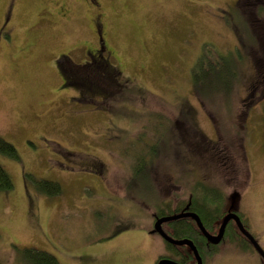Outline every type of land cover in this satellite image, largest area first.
<instances>
[{"label": "rangeland", "instance_id": "obj_1", "mask_svg": "<svg viewBox=\"0 0 264 264\" xmlns=\"http://www.w3.org/2000/svg\"><path fill=\"white\" fill-rule=\"evenodd\" d=\"M263 5L0 0V138L17 152V158L0 153L12 181L0 192V264H30L25 247L46 251L59 264H154L165 252L147 232L155 214L193 206L189 194L197 184L225 197V210L231 203L264 251ZM100 40V57L143 94L127 93L113 80L102 84L106 97L62 85L61 72L75 66L74 74H82ZM204 43L234 53L237 78L224 94L214 81L220 68L209 70V91L200 89L202 72L193 74ZM254 61L261 95L254 94L260 81ZM89 82L100 85L95 75ZM194 83L196 96L226 126L243 124L247 164L244 155L234 158L211 141L213 125ZM180 106L195 108L193 122L174 121ZM186 138L191 142L177 152ZM40 181L57 183L59 193ZM193 210L199 216L198 204ZM224 238L206 264H264L235 234Z\"/></svg>", "mask_w": 264, "mask_h": 264}, {"label": "trees", "instance_id": "obj_2", "mask_svg": "<svg viewBox=\"0 0 264 264\" xmlns=\"http://www.w3.org/2000/svg\"><path fill=\"white\" fill-rule=\"evenodd\" d=\"M259 1V0H257ZM261 2L264 3V0H260ZM264 8V5H263ZM242 39V38H241ZM239 43L241 42L240 39H238ZM101 40L99 41V47L96 49V51L94 52L95 55L91 54L90 52V57H88V60L85 61L83 63V65L85 66L82 74H78L79 76L75 75L74 73L79 72L76 71V69L74 70L75 66L72 67L71 69H68L66 71H60L61 75H62V85H65L67 87H73L75 89H77L79 92L82 89H86V87L91 90V91H95L97 95L104 96L105 95L109 96L111 95L110 92L108 91V88L106 87L105 90L103 91V82L105 83H109L110 80H113L114 84H118V85H122L124 87L125 92L129 93V92H134L135 93H139V94H143V92L138 88L140 86H136L134 85L129 79H123L122 78V72L120 70H116V72L114 73V68L113 65L111 64H107V62L105 61L104 57H100L101 55V46H100ZM238 43V44H239ZM243 45V44H241ZM103 46V45H102ZM212 45L209 46L208 43H204L202 46V49L199 53V55L197 56V59L195 61V67L193 68V74L195 73V75L197 73L202 72V75L200 76V89L201 90H208V85L206 83H204V81H209L207 79L208 75H209V70L214 71L216 70V68H220V71L217 75V78L214 80L218 85L222 84V86H225V90L222 92V94H224V92H227L231 86V83H234L236 78H237V69H236V59L233 58V54L232 52H227V53H221L218 52L216 48L211 47ZM240 46V45H239ZM238 47V46H237ZM213 50L215 52H213ZM236 51L237 48H236ZM93 53V52H92ZM255 65V69H256V73L255 75H257L259 77L258 81L259 83L255 84L257 89H259V91L262 92V82L260 79V72L257 71L258 70V61H254L253 62ZM107 64V65H106ZM257 66V67H256ZM94 71V75L96 77L99 78V83L100 85L97 86L96 83L93 84H89L91 82H89V79H91L94 75L89 76V72H93ZM203 72H205V77L203 76ZM117 73V74H116ZM222 76V77H221ZM229 81V82H228ZM110 84V83H109ZM206 84V85H204ZM195 85V83H194ZM192 87V85H191ZM193 93L196 96L198 94V84L196 83L194 89L192 87ZM98 91V92H97ZM261 92H254L255 95L260 94ZM103 94V95H102ZM138 94V95H139ZM263 96V93H262ZM197 98V101L200 105V107L202 108V110L204 111V113H206L205 115L208 116L211 124L213 125V130L215 133V137L212 138V142L214 145H216V147H218V144H223L224 147H227L226 149L231 153V152H235L236 154H234V158H239L240 159V155L246 160V156H245V152H244V141H243V132L240 133V131L238 130V127L243 126V124H241L239 122V124H237L234 120V124L228 125L226 126V124L224 123V120L217 118V114L215 113L214 109L212 107L208 108L206 107L200 98ZM264 98V97H262ZM81 99V97H80ZM216 110V109H215ZM186 111L190 112L191 115L193 116H188V114L186 113ZM195 108L192 107L190 108V106H180L179 111H178V117H177V113H176V118H175V122L182 120V121H186L187 123L192 121L193 122V118L195 115ZM236 112L234 111L233 113V118L234 116H236L235 114ZM263 115H264V99H263ZM245 116L243 115L242 120ZM172 123V121H168L167 123V127L168 130L170 129V124ZM232 127H236L237 130L234 131V135L233 138H231V136H229L228 132H230V130L232 129ZM229 130H228V129ZM172 133V132H171ZM193 133V132H192ZM234 140V141H233ZM178 145L176 146V151L180 152V149H183V146H185V144L187 142H191V139L189 140V138H186L185 140H178ZM220 141V143H219ZM186 142V143H185ZM185 143V144H184ZM189 145V143H188ZM238 146V147H237ZM224 147H219L220 151L222 154L226 153V151L223 149ZM189 148V147H188ZM239 148V149H238ZM240 148L242 150L243 153H240ZM263 149H264V139H263ZM237 150V152H236ZM0 153L2 154H6L9 155L13 158H17V152L14 148V146L5 141L4 139L0 138ZM246 164H247V160H246ZM137 167H139V164L136 165ZM135 166V167H136ZM92 169V168H91ZM247 169V167H246ZM94 172H97L95 170H92ZM98 173V172H97ZM200 182V181H199ZM39 185L41 188H44L45 185L48 186H52V188L49 190L52 193L56 194L59 193L60 191V187L57 183L54 182H46V181H40ZM200 187H202V185L197 184L196 186H194L193 190H191V193L189 194V199L192 201L193 200V206L188 207L187 210H193V208L198 204V208L200 210V213L197 212L199 214V218L202 222V225L204 226V228L208 231V232H214L215 231V226L218 225L220 218L223 216V214L225 213V204H226V200L225 197L223 198V196L218 192H214L215 190H211V189H207L206 187H204V189H200ZM202 187V188H203ZM12 188V181L11 178L9 176V174L7 173V171L4 169V167L0 164V192L2 191H8ZM206 189V190H205ZM42 191V190H41ZM211 191V192H209ZM210 200V203H208V199ZM185 204V203H184ZM184 205H182L181 207H178L176 210H174V212H178L180 210H184ZM157 217L163 216V213H159V214H155ZM239 215V214H238ZM240 216V215H239ZM166 223H171L173 225H170L173 227V238H182V237H186L189 238L190 240H192L193 242H196V244L198 243V238L203 237L200 233V231L198 230V228L196 227L195 223L193 222V220L191 218H185V217H181V218H177L171 221H168ZM178 224V225H177ZM181 224V225H179ZM233 222L229 221L225 227V232H224V236H229L232 233L235 234L239 239L242 240V242H244L245 244H248V241L246 240V238H244L240 233H237L238 231L235 229V231L232 229L233 227ZM240 236V237H239ZM242 246V245H241ZM169 248L172 247V245H168ZM189 254V253H188ZM208 256L213 254V252L211 251L210 253H207ZM207 254L202 255L203 257H205ZM23 256L26 260H28V262L30 264H59L57 259L50 253L43 251V250H38L35 248H31V247H25L23 249ZM182 262H185V259L183 257Z\"/></svg>", "mask_w": 264, "mask_h": 264}, {"label": "water", "instance_id": "obj_3", "mask_svg": "<svg viewBox=\"0 0 264 264\" xmlns=\"http://www.w3.org/2000/svg\"><path fill=\"white\" fill-rule=\"evenodd\" d=\"M181 217L191 218L194 221V223L196 224L197 228L202 233V235L212 244H217L221 240L227 222L230 219L233 220L235 225L237 226L238 230L241 232V234L244 235L245 238L250 241V243L254 246V248L257 250V252L264 259V251L262 250V248L259 246V244L254 239V237L242 225L238 214L234 211H231L230 209L222 217L216 234H211L204 228L199 216L194 211H184L183 210V211L176 212V213H173L170 215L156 217V219L154 221L153 229L156 232H159L160 235L165 240L171 242L172 244H177V245L186 244L193 251L194 257L196 259L195 264H202V261H201L200 256L198 255L197 250H196L194 244L192 243V241L190 239H184V238L183 239H174V238L168 236L166 233H164V231L161 228L162 222L174 220V219L181 218ZM157 264H182V263L173 261V260L168 259V258H161L158 260Z\"/></svg>", "mask_w": 264, "mask_h": 264}, {"label": "flooded vegetation", "instance_id": "obj_4", "mask_svg": "<svg viewBox=\"0 0 264 264\" xmlns=\"http://www.w3.org/2000/svg\"><path fill=\"white\" fill-rule=\"evenodd\" d=\"M260 92L259 89L256 88L255 92ZM231 204V203H230ZM229 204V206H230ZM188 208V206H187ZM187 208H184V211H188ZM232 209V208H231ZM180 211H183V210H180ZM228 211V209H227ZM156 217V216H155ZM185 218H188V217H185ZM155 221V220H154ZM229 221H232L231 219ZM228 221V222H229ZM168 221H164L161 223V228L162 230L164 231V233H166L168 236L172 237V234H173V227L170 226V225H173L171 223H166ZM227 222V223H228ZM153 225H154V222H152V229L151 231H148L149 233H155L157 238L162 242L163 246L165 247V252L164 254L162 255H157L156 257V260H154V264H157L158 260L161 259V258H168V259H171V260H174V261H177L179 263H184V264H194L196 262V259L194 257V254H193V251L186 245V244H181V245H177V244H172L171 242L165 240L159 232H156L154 229H153ZM178 225V224H177ZM181 225V224H179ZM219 225V224H218ZM227 225V224H226ZM226 227V226H225ZM225 232V231H224ZM213 233H216V231L212 232L211 234ZM189 239V238H186V237H182V238H178V239ZM174 239H177V238H174ZM225 238L222 236V239L220 240L219 243L217 244H212L210 243L204 236L201 237V238H198V243L196 244V242H193L192 240V243L194 244L196 250H197V253L198 255L200 256L201 258V261H202V264H206L207 263V259H208V254L207 253H210L211 251H216V248L221 244V242L224 240ZM235 240L237 241V239L235 238ZM159 241V243H160ZM233 244H236L239 242H232ZM168 245H172L171 248L168 247ZM250 247H252L250 244H249ZM254 250L255 248L252 247ZM255 252H257L255 250ZM189 253V254H188ZM204 254H207L205 257H203L202 255ZM243 255V254H242ZM183 257L185 259V262H182L184 261L183 260ZM159 258V259H158ZM211 258V257H209ZM156 261V262H155Z\"/></svg>", "mask_w": 264, "mask_h": 264}]
</instances>
